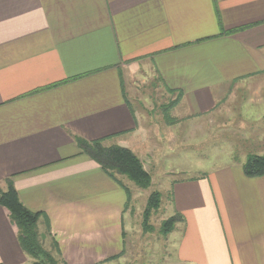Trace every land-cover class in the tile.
I'll return each mask as SVG.
<instances>
[{"label": "crops", "instance_id": "1", "mask_svg": "<svg viewBox=\"0 0 264 264\" xmlns=\"http://www.w3.org/2000/svg\"><path fill=\"white\" fill-rule=\"evenodd\" d=\"M154 79L194 120L244 105L245 139L264 156L263 127L249 133L264 121V0H0V192L12 178L64 264H105L126 248V190L75 138L134 152V86ZM244 163L173 181L183 221L166 264H264V177ZM31 263L0 206V264Z\"/></svg>", "mask_w": 264, "mask_h": 264}, {"label": "rangeland", "instance_id": "2", "mask_svg": "<svg viewBox=\"0 0 264 264\" xmlns=\"http://www.w3.org/2000/svg\"><path fill=\"white\" fill-rule=\"evenodd\" d=\"M134 91L136 97L131 100L138 103L134 108L138 109L142 133L133 147L151 176V185L141 189L121 177L131 192V200L126 206L131 217H127V244L117 259L105 264H166L169 263L166 257L170 254L167 242L173 231L164 234L162 224L174 216L171 207L173 181L196 176L193 166L196 170H207L226 162H245L250 155H256L251 151L252 144L246 141L247 134L243 133L241 126L244 121L252 126L254 121L242 120L245 106L238 103L228 106L232 112L230 118L220 117L212 122L173 113L177 104L173 103L175 100L167 90L159 89L157 79L146 86H134ZM249 109L250 113L256 112L252 106ZM262 127L264 129V121L262 126H255V131L249 133L258 132ZM153 193H159L160 206L157 210L151 209L145 222L144 213ZM181 223L179 220L176 225ZM41 242L54 264H64L52 239L47 238V243L42 239Z\"/></svg>", "mask_w": 264, "mask_h": 264}, {"label": "trees", "instance_id": "3", "mask_svg": "<svg viewBox=\"0 0 264 264\" xmlns=\"http://www.w3.org/2000/svg\"><path fill=\"white\" fill-rule=\"evenodd\" d=\"M176 99L173 103H178ZM76 143L82 154L100 165L102 170L127 193L128 203L131 200V192L122 182L121 177H126L137 187L145 189L151 185V176L144 169L139 157L129 148L119 145L108 146L103 140L87 141L84 138L76 137ZM244 173L250 178L264 177V156L250 155L244 165ZM7 189L0 192V206L9 211L12 223L18 228V239L23 252L33 259L31 264H54L50 255L43 249L39 234L38 223L42 213L32 212L21 202L19 193L15 188L12 178L6 180ZM160 206L159 193L151 194L148 209L145 211V222L150 211L157 210ZM183 221L181 214H176L163 222L164 234L172 232L178 221ZM50 230V225H47ZM57 251L58 247L56 246Z\"/></svg>", "mask_w": 264, "mask_h": 264}]
</instances>
